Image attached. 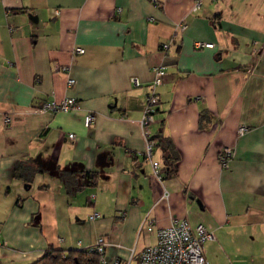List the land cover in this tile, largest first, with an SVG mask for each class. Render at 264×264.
Segmentation results:
<instances>
[{
    "label": "crops",
    "instance_id": "obj_1",
    "mask_svg": "<svg viewBox=\"0 0 264 264\" xmlns=\"http://www.w3.org/2000/svg\"><path fill=\"white\" fill-rule=\"evenodd\" d=\"M195 1L0 0V264H30L49 248L85 249L99 237L107 264H137L174 219L214 234L203 245L208 264H264V0H201L193 11ZM160 65L148 130L180 152L177 175L163 182L143 156L140 124ZM66 97L79 108L33 110ZM224 146L234 150L228 168L218 161ZM19 161L42 170L14 177ZM86 172L98 175L95 186Z\"/></svg>",
    "mask_w": 264,
    "mask_h": 264
},
{
    "label": "built area",
    "instance_id": "obj_2",
    "mask_svg": "<svg viewBox=\"0 0 264 264\" xmlns=\"http://www.w3.org/2000/svg\"><path fill=\"white\" fill-rule=\"evenodd\" d=\"M201 5V0H196L193 4L192 10L196 11ZM179 29H184V23L177 25ZM172 41L163 42L160 46L161 51L166 53ZM197 47L211 46V43L196 42ZM74 54L84 53L83 47H75ZM54 70L69 73L70 67L68 65L60 66L53 65ZM166 71L162 65L153 68V78L150 83L151 90L146 96L142 118L140 121L141 127L144 130L146 137V148L143 156L149 161L152 169V175L159 181L163 182V174L161 172V163L154 158L153 150L155 142L150 139V132L148 126L152 124L155 119L154 115L158 110L161 97L156 88L160 86L165 78ZM131 83L135 87L141 86V81L136 77L131 78ZM66 84L72 87L75 84V79L67 76ZM79 108V102L75 97H66L60 101L48 100L43 101L39 105L33 107L36 112H50L53 114L60 112H69ZM12 118L9 115L4 116L5 123H10ZM95 115L88 112L84 115L83 122L85 127H91L94 124ZM247 128L241 126L238 129L239 134H243ZM73 138V134H69ZM233 147L224 146L218 154V161L221 167L228 168L231 159L233 158ZM140 154V153H138ZM168 196V191H165L163 197ZM99 217L98 212L90 215V219ZM151 223V222H150ZM147 231H152V225H148ZM157 241L155 244L146 246L137 255V264H208L204 255L203 245L209 240H213L214 234L207 230L204 225L197 224L192 226L186 219H174L167 227L158 228L156 230ZM4 242L0 239V247ZM106 242L103 237H99L92 247L86 249L94 250L100 254V263L107 264L103 258V252ZM114 264H128L115 261Z\"/></svg>",
    "mask_w": 264,
    "mask_h": 264
},
{
    "label": "trees",
    "instance_id": "obj_3",
    "mask_svg": "<svg viewBox=\"0 0 264 264\" xmlns=\"http://www.w3.org/2000/svg\"><path fill=\"white\" fill-rule=\"evenodd\" d=\"M208 113L206 110L201 111L200 113V125L207 117ZM150 139L155 142L153 154L156 149H160L162 152L161 163V172L163 174V179H171L177 175L178 162L180 160V152L175 147L174 143L169 137L163 136L161 133L150 136ZM27 162L19 161L15 164L13 170V176H23L26 174V177H32L35 173L40 172L42 169L38 167L29 166ZM68 174V173H67ZM66 173L63 177L65 180L67 178ZM88 178L89 185L91 187L95 186L97 183L98 175L95 172H86L85 175ZM70 184L74 185L73 182ZM19 201H17V205ZM30 264H101L100 263V254L94 250L89 249H71V250H62L58 248H49L44 254L39 258L31 262Z\"/></svg>",
    "mask_w": 264,
    "mask_h": 264
}]
</instances>
